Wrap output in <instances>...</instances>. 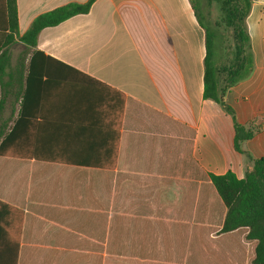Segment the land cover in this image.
I'll return each instance as SVG.
<instances>
[{
  "label": "crops",
  "instance_id": "1",
  "mask_svg": "<svg viewBox=\"0 0 264 264\" xmlns=\"http://www.w3.org/2000/svg\"><path fill=\"white\" fill-rule=\"evenodd\" d=\"M86 1L16 0L18 35ZM245 24L253 70L223 98L241 125L259 127L240 144L258 159L264 0ZM204 45L190 0H94L40 31L41 54L24 58L31 69L4 106L17 130L0 155L11 209L0 264H251L246 229L218 233L226 209L208 175L242 179L246 161L231 117L203 98ZM20 59L10 55L11 68Z\"/></svg>",
  "mask_w": 264,
  "mask_h": 264
},
{
  "label": "trees",
  "instance_id": "2",
  "mask_svg": "<svg viewBox=\"0 0 264 264\" xmlns=\"http://www.w3.org/2000/svg\"><path fill=\"white\" fill-rule=\"evenodd\" d=\"M207 1L220 5L223 24L231 30L232 45L222 47V37L209 25L208 14L198 7L195 0H190L195 16L205 32L203 98L218 104L231 117L234 149L241 153L246 161L242 179L236 178L232 172L219 176L208 175L226 209L218 233L246 229L245 239L255 242L251 264H264V157L253 159L240 147L243 141L250 139L259 130V127L241 125L234 110L223 98L231 87L247 79L253 70L250 39L245 24L252 0ZM93 2L94 0H87L84 3L72 2L43 12L33 19L30 27L22 35H18L16 0H0V17L3 18L0 21V33L4 34V41L0 46V155L11 143H15L17 130L16 119L13 117L1 119L4 106L11 97L14 102L17 100L16 87L19 86L21 89L22 74L25 70L31 69L25 66L24 58L29 54H41L39 51H33L40 31L56 26L70 17L88 13ZM15 43L21 44L24 49L20 54L21 59L16 62L14 68H11L10 47ZM228 48L229 51L226 53ZM28 79L29 74L26 76V84ZM10 214V207L0 203V243ZM2 255L0 254V263L7 260V256Z\"/></svg>",
  "mask_w": 264,
  "mask_h": 264
},
{
  "label": "rangeland",
  "instance_id": "3",
  "mask_svg": "<svg viewBox=\"0 0 264 264\" xmlns=\"http://www.w3.org/2000/svg\"><path fill=\"white\" fill-rule=\"evenodd\" d=\"M198 4V7L204 12L208 14L209 25L217 30V32L222 37V47H228L232 45L231 39V30L224 26L223 24V16L220 10V5L216 2L209 3L207 0H195ZM23 46L19 43L12 44L10 47L11 55L16 57L20 55L23 51ZM229 51V48L226 49V53ZM16 109L8 105L6 109L3 111V115L1 119H6L9 117H14Z\"/></svg>",
  "mask_w": 264,
  "mask_h": 264
}]
</instances>
